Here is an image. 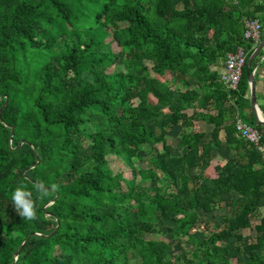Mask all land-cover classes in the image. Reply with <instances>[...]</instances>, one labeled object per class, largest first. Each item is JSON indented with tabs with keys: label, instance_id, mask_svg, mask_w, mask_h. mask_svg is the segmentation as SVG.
Listing matches in <instances>:
<instances>
[{
	"label": "trees",
	"instance_id": "obj_1",
	"mask_svg": "<svg viewBox=\"0 0 264 264\" xmlns=\"http://www.w3.org/2000/svg\"><path fill=\"white\" fill-rule=\"evenodd\" d=\"M245 19L264 27V0H0V264H264V162L235 123L263 143L264 127L245 67L236 91L221 80L227 54L251 55ZM40 182L49 195L23 220L11 193Z\"/></svg>",
	"mask_w": 264,
	"mask_h": 264
},
{
	"label": "rangeland",
	"instance_id": "obj_2",
	"mask_svg": "<svg viewBox=\"0 0 264 264\" xmlns=\"http://www.w3.org/2000/svg\"><path fill=\"white\" fill-rule=\"evenodd\" d=\"M109 40V39H108ZM115 46L112 45V48ZM146 65L150 68L152 66V62L148 59L145 60ZM129 69L125 65H113L109 68L106 69V72L108 73H117V72H128ZM153 75V74H152ZM154 76V75H153ZM166 80L169 81V84L172 86L174 89H181L182 87L179 84H172L170 83V77L169 75H165L164 77ZM196 90H199L197 87H193ZM191 111H188L190 113ZM208 127L200 120L194 121L191 130L195 132L199 131H205L207 130ZM180 133V128L175 127L173 129H170L168 132V137L167 141L169 144H171L175 150V152L178 151V148L176 147V144L178 142V136ZM222 136V134H221ZM160 148V146H159ZM106 163H107V168L111 172L112 175H120L123 179L129 180L131 178L130 173L128 169L124 166L123 161L121 159H118L113 156H108L105 158ZM225 163V156L222 155H216L215 158L211 161V164L209 168L206 170V175L209 178H213L216 176L217 172L221 168V166ZM136 170H146L148 168V164L146 161L142 160L134 165ZM160 181H155L153 179H147V180H141V186L144 188H151V187H157L161 185V180L164 178L160 172H157ZM138 177L135 178V182H138ZM124 189V188H123ZM147 211L148 215L145 218V221H151V216H150V211L152 209V206H147ZM224 215V210H220L216 212L214 215L212 214H201V224L197 226V232L198 234H201L204 232V229L206 226L211 227L212 225H215L217 223H220L221 221V216ZM147 240H153V241H163L160 237L158 236H150V237H145ZM187 253L190 251L188 247H186ZM139 262L136 261H131L129 264H138Z\"/></svg>",
	"mask_w": 264,
	"mask_h": 264
},
{
	"label": "built area",
	"instance_id": "obj_3",
	"mask_svg": "<svg viewBox=\"0 0 264 264\" xmlns=\"http://www.w3.org/2000/svg\"><path fill=\"white\" fill-rule=\"evenodd\" d=\"M262 30L263 26L258 19L243 20V38L252 44V52L261 39ZM247 56L248 52L243 46H239L233 53L227 54L221 73V80L227 90L236 91L238 89ZM235 127L238 136L249 142L260 153L264 162V143L261 141L262 131L248 125L241 119L236 120Z\"/></svg>",
	"mask_w": 264,
	"mask_h": 264
},
{
	"label": "clouds",
	"instance_id": "obj_4",
	"mask_svg": "<svg viewBox=\"0 0 264 264\" xmlns=\"http://www.w3.org/2000/svg\"><path fill=\"white\" fill-rule=\"evenodd\" d=\"M33 189L34 191L28 190L26 186L20 185L17 186L11 193V203L16 213L23 220H36L38 218L37 201L43 200L49 195L48 189L42 182L35 184Z\"/></svg>",
	"mask_w": 264,
	"mask_h": 264
},
{
	"label": "crops",
	"instance_id": "obj_5",
	"mask_svg": "<svg viewBox=\"0 0 264 264\" xmlns=\"http://www.w3.org/2000/svg\"><path fill=\"white\" fill-rule=\"evenodd\" d=\"M252 61H255V64L252 70H253V81H254V87H255L256 107L259 111V114L264 119V116L260 110V107L264 106V46L260 50L259 54ZM221 70L222 68L219 69V71ZM249 94H250V91L248 93V96ZM250 109H251V112L254 114L252 107ZM254 117H255V114H254ZM262 213L264 215V211H262Z\"/></svg>",
	"mask_w": 264,
	"mask_h": 264
},
{
	"label": "water",
	"instance_id": "obj_6",
	"mask_svg": "<svg viewBox=\"0 0 264 264\" xmlns=\"http://www.w3.org/2000/svg\"><path fill=\"white\" fill-rule=\"evenodd\" d=\"M264 46V27L262 30V36H261V41L256 45L255 50L252 52V54L249 56V58L246 61V66H245V75L247 77L248 85H249V100H250V105L254 111L255 114V120H256V125L264 127V119L261 117L259 114V111L256 107V98H255V87H254V81H253V70H249V66L251 61L259 54L260 50ZM20 254V251L16 254L18 257Z\"/></svg>",
	"mask_w": 264,
	"mask_h": 264
}]
</instances>
